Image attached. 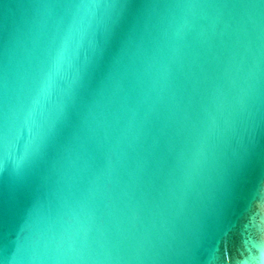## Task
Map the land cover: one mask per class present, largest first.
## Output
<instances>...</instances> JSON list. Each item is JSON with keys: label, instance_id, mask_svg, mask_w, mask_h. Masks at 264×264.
I'll list each match as a JSON object with an SVG mask.
<instances>
[{"label": "water", "instance_id": "1", "mask_svg": "<svg viewBox=\"0 0 264 264\" xmlns=\"http://www.w3.org/2000/svg\"><path fill=\"white\" fill-rule=\"evenodd\" d=\"M118 2L0 0V21L11 24L0 55V187L11 193L0 217V261L260 264L258 158L240 175L225 164L182 208L164 179L172 155L209 114L235 123L222 162L249 133L259 141L264 7L177 0L148 9L129 50L113 45L97 68V51L122 11L107 5ZM80 3L101 6H71ZM53 62L58 76L37 97ZM88 76L92 86L82 92ZM69 113L79 129L76 141L64 130L72 166L53 171L46 186L45 174L30 166L19 174L43 139L64 129Z\"/></svg>", "mask_w": 264, "mask_h": 264}, {"label": "snow or ice", "instance_id": "2", "mask_svg": "<svg viewBox=\"0 0 264 264\" xmlns=\"http://www.w3.org/2000/svg\"><path fill=\"white\" fill-rule=\"evenodd\" d=\"M177 0H119L116 4H108V7H118L122 11L117 21L108 29L103 44L99 47L96 56V67L113 45H118L120 51L127 52L131 38L136 35L142 17L147 16L146 10L175 3ZM264 7V0H240L238 6L256 8ZM74 7H99V4L80 3L71 5ZM9 19L5 17L0 21V55H5L10 42ZM143 45H138L142 48ZM58 65L53 62L49 72L41 80L37 89V97L42 91L50 89L58 76ZM92 78L86 77L79 85L82 92H87L92 86ZM39 103V99L36 101ZM223 108V102H219L217 111ZM71 132L72 141L79 138V129L73 126L72 113L65 118L64 129L55 134L46 136L42 141V147L33 155L25 158L23 168H17L19 174H23L25 167H32L42 172L45 186L49 183L50 174L53 171H61L62 165L72 166L70 158L71 148L64 141V130ZM235 123L230 119L222 122L214 114H209L207 119L199 127H195L185 138L182 148L175 152L169 160L166 168L164 184L170 199L177 208H182L185 202L197 194L206 180L218 174L227 164L230 171L236 175L245 172L250 166L259 162L260 181L255 187L254 197H259L264 205V117L260 128V139L249 133L244 136L226 160L222 162V148L235 133ZM6 170V152L0 146V175ZM63 180V175L61 176ZM11 193L6 187H0V217L7 215ZM251 260L257 259L250 257ZM260 264H264V252L260 256ZM2 264V261H0ZM247 264V261L245 262Z\"/></svg>", "mask_w": 264, "mask_h": 264}]
</instances>
